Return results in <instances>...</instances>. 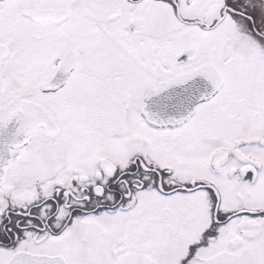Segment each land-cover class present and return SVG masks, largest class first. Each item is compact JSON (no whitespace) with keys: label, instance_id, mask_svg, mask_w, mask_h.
<instances>
[{"label":"snow or ice","instance_id":"snow-or-ice-1","mask_svg":"<svg viewBox=\"0 0 264 264\" xmlns=\"http://www.w3.org/2000/svg\"><path fill=\"white\" fill-rule=\"evenodd\" d=\"M0 264H264V0H0Z\"/></svg>","mask_w":264,"mask_h":264}]
</instances>
